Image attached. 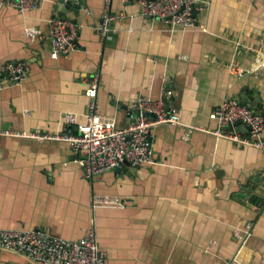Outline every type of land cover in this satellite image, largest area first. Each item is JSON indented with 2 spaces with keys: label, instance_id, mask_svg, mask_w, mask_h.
I'll list each match as a JSON object with an SVG mask.
<instances>
[{
  "label": "crops",
  "instance_id": "0c3cea01",
  "mask_svg": "<svg viewBox=\"0 0 264 264\" xmlns=\"http://www.w3.org/2000/svg\"><path fill=\"white\" fill-rule=\"evenodd\" d=\"M85 1L78 15L66 12L82 25L77 47L56 56L57 0L22 13L0 7V67L29 64L24 80L0 91V129L60 132L67 113L82 121L94 73L98 110L118 125L139 95L158 99L166 86L181 123L152 128L149 163L89 179L62 141L1 137L0 228L76 240L93 227L104 264H264V150L200 129L215 126L208 115L228 97L264 113V0H210L193 28L144 18L138 0H111L122 17L104 42L95 30L104 0ZM247 223L251 233L239 239Z\"/></svg>",
  "mask_w": 264,
  "mask_h": 264
},
{
  "label": "built area",
  "instance_id": "2783aa9c",
  "mask_svg": "<svg viewBox=\"0 0 264 264\" xmlns=\"http://www.w3.org/2000/svg\"><path fill=\"white\" fill-rule=\"evenodd\" d=\"M139 14L149 20H161L171 28L198 27L197 13L210 5V0H138ZM42 0H2L3 5L19 12L40 7ZM111 0H104V11L95 26L100 40L105 41L112 30V24L122 15L110 11ZM83 7V6H82ZM194 10L197 13H194ZM132 16V15H131ZM81 23L54 15L49 19V39L52 55H65L77 47ZM205 30V28H202ZM25 34L31 38L40 35V30L26 27ZM235 69L234 64H230ZM29 70L26 61L8 62L0 67V91L19 84ZM239 74L243 70L237 71ZM99 74L94 73L88 80L85 95L88 110L82 121L75 113L63 117L66 129L60 132L3 128L1 137H19L38 140L62 141L75 155L84 177L91 178L113 169H120L124 162L139 167L154 158L151 142L152 128L159 124L177 125L181 119L177 110L168 104L172 95L168 86L158 99L139 95L131 109L127 110V123L118 125L114 117L102 115L98 110ZM145 113L154 114L150 118ZM209 119L215 121L212 128L200 127L216 137L224 138L237 145L264 150V113L248 106L239 98L228 97L214 107ZM240 122L244 128L237 125ZM72 127H75L72 129ZM195 128V127H191ZM187 140V134L183 135ZM110 198L98 196L97 203ZM251 233V224L236 229L239 239ZM0 250L10 251L26 258L32 264H104V253L100 249L95 228H89L76 240L52 235L40 229L0 228Z\"/></svg>",
  "mask_w": 264,
  "mask_h": 264
},
{
  "label": "water",
  "instance_id": "95a60500",
  "mask_svg": "<svg viewBox=\"0 0 264 264\" xmlns=\"http://www.w3.org/2000/svg\"><path fill=\"white\" fill-rule=\"evenodd\" d=\"M85 2H86L85 0H57V2L54 4L53 7L55 10L58 11V16L62 17L63 19H67L66 17L67 11H73L75 15H78V9L81 6L85 7ZM194 13H197V11L194 10ZM241 100L248 106H251V104L248 103V101L246 102L244 98H241ZM145 115L150 118H154V114L152 113H145ZM237 125L240 128H244V126L240 122H237ZM127 167H129V164L127 162H124L121 168L123 169ZM120 169H117V171H119ZM242 195L243 194H241V196ZM18 257L19 256L16 253L5 251V250H0V259L4 260L6 263L32 264L26 258L23 257V260H22L21 258H18Z\"/></svg>",
  "mask_w": 264,
  "mask_h": 264
}]
</instances>
